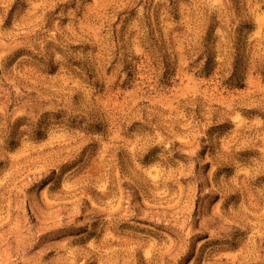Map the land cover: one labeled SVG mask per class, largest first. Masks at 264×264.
<instances>
[{
	"label": "rangeland",
	"instance_id": "374dc122",
	"mask_svg": "<svg viewBox=\"0 0 264 264\" xmlns=\"http://www.w3.org/2000/svg\"><path fill=\"white\" fill-rule=\"evenodd\" d=\"M0 264H264V0H0Z\"/></svg>",
	"mask_w": 264,
	"mask_h": 264
}]
</instances>
